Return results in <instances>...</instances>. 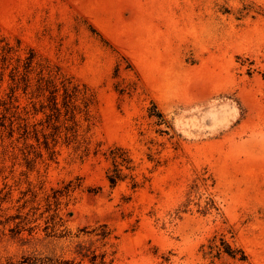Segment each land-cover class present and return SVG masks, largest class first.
Returning <instances> with one entry per match:
<instances>
[{
    "label": "rangeland",
    "instance_id": "obj_1",
    "mask_svg": "<svg viewBox=\"0 0 264 264\" xmlns=\"http://www.w3.org/2000/svg\"><path fill=\"white\" fill-rule=\"evenodd\" d=\"M0 33L96 99L89 152L62 147L27 178L0 141L1 219L29 213L0 224V264L78 261V245L108 264H264V0H0ZM114 145L136 188L109 186ZM214 235L248 259L204 257Z\"/></svg>",
    "mask_w": 264,
    "mask_h": 264
},
{
    "label": "trees",
    "instance_id": "obj_2",
    "mask_svg": "<svg viewBox=\"0 0 264 264\" xmlns=\"http://www.w3.org/2000/svg\"><path fill=\"white\" fill-rule=\"evenodd\" d=\"M95 102V95L88 85L65 73L34 48L23 46L19 39L12 42L0 33V141L6 147L9 139L13 158L20 157V165L25 167L26 171L21 174L28 178L40 162L55 160L62 147H84V152H89L87 133L92 124ZM150 115L158 118V124L162 123V112L154 103ZM107 153L109 186L113 188L130 179L132 188H136L139 184L133 174L135 166L130 151L122 145H114ZM3 201L0 198V206ZM24 207L20 206L6 221L19 218V227L20 223L28 222L29 213L24 217L20 210ZM48 207L51 209L50 201ZM58 210L57 205L54 217H58ZM1 217L0 214V224H4L6 221ZM109 234L105 231L102 238ZM51 236L56 234H48ZM201 250L204 257L212 260L223 255L240 261L248 259L240 245L228 241L223 235H214ZM75 253L80 256L78 261L64 258L53 250L46 253L30 251L19 261L8 264H84L85 259L89 264L109 263L106 253L99 255L84 246L78 245Z\"/></svg>",
    "mask_w": 264,
    "mask_h": 264
}]
</instances>
